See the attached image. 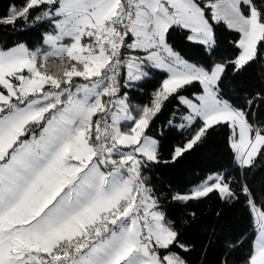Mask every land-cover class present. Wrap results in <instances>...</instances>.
Listing matches in <instances>:
<instances>
[{"label":"snow or ice","instance_id":"snow-or-ice-1","mask_svg":"<svg viewBox=\"0 0 264 264\" xmlns=\"http://www.w3.org/2000/svg\"><path fill=\"white\" fill-rule=\"evenodd\" d=\"M19 21L50 28L35 48L0 44V264H189L183 221L165 202L214 192L244 196L255 229L244 264H264V198L243 179L216 172L165 195L144 175L216 128L241 171L264 158V88L243 103L222 89L229 70L264 61V0H16L0 31ZM220 27L236 35L231 57L219 52ZM177 33L205 59H186ZM155 71L164 78L148 104H131L129 92ZM173 101L169 127L193 135L166 161L150 133ZM235 248L219 264H234Z\"/></svg>","mask_w":264,"mask_h":264},{"label":"trees","instance_id":"trees-1","mask_svg":"<svg viewBox=\"0 0 264 264\" xmlns=\"http://www.w3.org/2000/svg\"><path fill=\"white\" fill-rule=\"evenodd\" d=\"M12 2L16 0H0V15L6 14ZM49 28L47 23L29 28L23 21H19L15 31L11 28L0 31V44L11 46L16 42H24L35 48L41 46L42 33ZM218 37L220 54L231 57L235 49L230 42L236 38L235 33L220 27ZM173 43L186 59L192 61L205 59L199 47L183 41L179 33L174 34ZM59 63L58 59H52L49 66L55 70ZM163 78L162 71H155L151 79L138 84L135 90L129 92L131 104H148L151 94L159 87ZM198 87L194 85L188 88L184 95L196 91ZM262 88L264 61L257 62L239 73L229 70L222 84V89L229 94L226 98H238L237 103H243L244 96L258 92ZM174 106L173 101L165 107L155 120L150 133L160 140V156L166 161L170 160L175 146L183 144L193 135L191 130L169 127L168 122L172 118ZM260 111L264 113V105L260 107ZM261 119H264V116H261ZM212 172L226 173L229 178L237 181L243 179L257 197L264 198V158H258L254 167L241 171L233 162V153L227 142V130L224 128L210 130L202 143L185 153L177 162L152 165L151 171H146L144 175L149 177L151 186L158 193L169 195L189 192L194 185L203 181ZM234 187H238V184ZM165 210L169 218H174L178 222L183 221L181 242L191 248L186 254L189 264H219L220 258L229 250L230 244H236L231 256L234 264H244V258L255 239V229L243 195L240 196L239 202H226L215 192L187 203L168 200L165 202ZM192 213L195 215L192 216Z\"/></svg>","mask_w":264,"mask_h":264},{"label":"rangeland","instance_id":"rangeland-1","mask_svg":"<svg viewBox=\"0 0 264 264\" xmlns=\"http://www.w3.org/2000/svg\"><path fill=\"white\" fill-rule=\"evenodd\" d=\"M214 173H216V172H212V173L208 174L207 177H208L209 175L214 174ZM205 180H206V178H205L203 181H201L200 183L194 185V186L190 189V191L187 192V193H190V192L193 191L196 187L200 186L203 182H205ZM187 193H183V194H187Z\"/></svg>","mask_w":264,"mask_h":264}]
</instances>
